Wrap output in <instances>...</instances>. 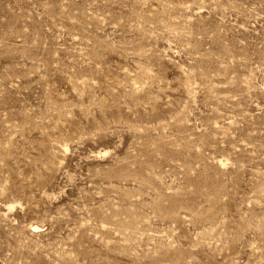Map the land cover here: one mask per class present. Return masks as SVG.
<instances>
[{
	"label": "rangeland",
	"instance_id": "obj_1",
	"mask_svg": "<svg viewBox=\"0 0 264 264\" xmlns=\"http://www.w3.org/2000/svg\"><path fill=\"white\" fill-rule=\"evenodd\" d=\"M0 264H264V0H0Z\"/></svg>",
	"mask_w": 264,
	"mask_h": 264
}]
</instances>
